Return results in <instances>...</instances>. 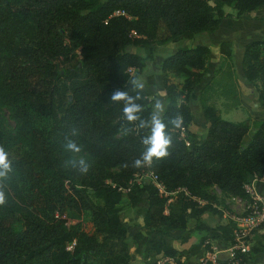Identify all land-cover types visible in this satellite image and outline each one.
I'll use <instances>...</instances> for the list:
<instances>
[{
    "label": "trees",
    "instance_id": "trees-1",
    "mask_svg": "<svg viewBox=\"0 0 264 264\" xmlns=\"http://www.w3.org/2000/svg\"><path fill=\"white\" fill-rule=\"evenodd\" d=\"M223 6L253 18L264 10V0H0V147L11 164L0 177V264H131V249L145 258L171 259L160 264H202L191 259L197 252L191 247L156 241L149 252L143 248L154 235L184 230L189 216L220 214L213 204L221 199L211 187L249 199L245 184L264 177V115L244 143L248 122L223 119L207 101L206 84L199 98L207 130L197 136L189 101L206 75L210 49L179 46L159 63L165 93L160 119L171 138L169 155L134 167L150 147L144 140L154 113L129 72L141 70L146 56L128 47L149 55L151 47L212 34L230 17ZM219 51L231 57L230 42L221 41ZM241 65L244 79L258 86L264 110V39L244 45ZM116 91L140 106L136 121L126 119L125 101L111 99ZM176 117L182 118L181 128L171 123ZM83 166H89L86 173ZM148 170L166 191L181 188L187 194L180 190L170 200L149 180L133 183L126 193L118 190ZM123 196L132 207L146 202L131 245L118 209ZM83 212L91 231L68 221ZM233 226L229 221L222 236L207 237L231 240ZM258 230L264 223L250 235ZM263 250L264 238L241 254V264Z\"/></svg>",
    "mask_w": 264,
    "mask_h": 264
},
{
    "label": "rangeland",
    "instance_id": "rangeland-1",
    "mask_svg": "<svg viewBox=\"0 0 264 264\" xmlns=\"http://www.w3.org/2000/svg\"><path fill=\"white\" fill-rule=\"evenodd\" d=\"M223 8L230 17L224 18L222 20L223 25L218 27L217 29H220H216L212 34L200 33L193 37L183 38L177 42H169L151 47L149 49V55L140 48L133 46L128 47V50L146 56L143 60L144 66L141 70L138 71L131 68L129 72L137 88L148 94L153 113L160 118L165 106V93L162 75L159 70V63L165 56L171 54L179 46H193L196 44L207 45L210 49V57L206 65V75L195 87L189 101L192 114L191 130L197 136L205 134L207 130V124L202 115L199 97L202 94L204 86L209 84L210 88L206 91L207 101L215 106L223 119L230 121L245 120L248 122L250 130L243 140V142L246 143L255 131V123L263 117L264 110L257 102L258 86L252 85L244 79L240 52L247 42L264 39V10H258L255 12V17L250 18L247 15L237 17L236 11L228 6H223ZM221 41L230 42L231 57L228 58L220 53L219 44ZM170 79L178 84L182 80L180 77L174 75H171ZM157 104L160 105V109H157ZM4 115L7 116L8 112L4 111ZM8 122L12 124V121ZM208 190L212 194L218 195L217 197L220 198L221 201L215 204H217V208L221 210L222 214H226L225 216L221 214H206V223L208 225H210V223L221 225V223L232 221V216L239 215L242 212L240 203L229 196H223L217 187H211ZM89 195L93 201H100L92 191H89ZM175 195L176 194L170 195V200H172ZM145 205L146 202L142 201L136 207H132L125 196L121 198L118 204L120 218L127 228V242L129 245L132 244V236L142 225V218L140 215ZM74 219L75 220L69 219V223L79 221L86 231H91L92 225L88 212H83ZM191 233L189 238L183 237L182 235L174 237L175 245L178 249L191 247L192 250H196L197 255L193 256L191 259L193 261H199L203 253L202 243L205 236H218L214 234L211 235L208 230H204L200 233L193 231ZM146 245L143 248V254L149 252L148 247H150L151 242ZM137 256L140 258H137ZM131 260V264H160L166 260L167 262H171V259H167L161 255L147 260L144 255H136L132 249Z\"/></svg>",
    "mask_w": 264,
    "mask_h": 264
},
{
    "label": "built area",
    "instance_id": "built-area-1",
    "mask_svg": "<svg viewBox=\"0 0 264 264\" xmlns=\"http://www.w3.org/2000/svg\"><path fill=\"white\" fill-rule=\"evenodd\" d=\"M144 180H149L157 188L159 194L164 196L176 194L180 190L187 194V191L181 188L172 192L166 191L165 185L152 170L135 173L127 186L119 187L118 190L126 193L129 191L130 185L133 183L141 184ZM255 180H259L264 184V177H252L244 186L249 194V199L231 196L233 200H236L242 206V212L239 215L232 216L234 226L231 240L207 237L203 241V255L199 259L202 264H241V254L248 251V237L251 231L264 223V201L254 191L253 183ZM73 244V242L69 244L68 248H71Z\"/></svg>",
    "mask_w": 264,
    "mask_h": 264
},
{
    "label": "clouds",
    "instance_id": "clouds-1",
    "mask_svg": "<svg viewBox=\"0 0 264 264\" xmlns=\"http://www.w3.org/2000/svg\"><path fill=\"white\" fill-rule=\"evenodd\" d=\"M111 99L113 101H125L124 114L129 122L136 121L139 117L137 113L141 111L140 106L136 105L132 98L127 96L126 93L121 91H116ZM157 109H160V105L157 104ZM171 123L176 128H181L182 118L176 117L171 121ZM143 126V125H142ZM150 135L144 140V143L150 145L145 153H143L141 159L135 160L134 167H143L145 165H151L153 163V158L157 160L165 158L169 155L167 149L171 144V138L167 135L165 123L155 114H153L150 124ZM68 147L78 152L80 149L75 143H69ZM83 163V162H82ZM89 166L81 167V172L86 173ZM11 170V164L8 160V154L0 147V177H4L7 171ZM5 204L4 192L0 191V205Z\"/></svg>",
    "mask_w": 264,
    "mask_h": 264
},
{
    "label": "crops",
    "instance_id": "crops-1",
    "mask_svg": "<svg viewBox=\"0 0 264 264\" xmlns=\"http://www.w3.org/2000/svg\"><path fill=\"white\" fill-rule=\"evenodd\" d=\"M222 25H223V23L221 22L219 27H221ZM219 29H217V30H219ZM242 52H243V50H241V52H240V57H242L241 56ZM253 187H254V191H255V193H257L258 197L261 198L262 201H264V184H263V182H261L259 180H255L254 183H253ZM216 196H218V195H216ZM201 203H203V202H201ZM213 206L217 208V204H213ZM208 213L209 212H205V213L201 214L199 217L189 216L188 217L189 221H188L187 226H186V228L184 230L172 232L169 236L154 235V236H152L150 238V240L147 243L151 242V244H152V243H154L156 241H160V242H163V243H165L167 245H171L173 247H176L175 238L174 237H176L178 235H182L183 237H188L189 238V236L192 234L191 232H193V231H195L196 233H200V232H202L204 230H208L211 235L214 234L216 236H222L223 233H222V228L221 227L223 225H225L226 223H228L229 221H227L226 223H221V225H218V224L215 225L213 223L212 224L210 223V225H208L206 223V218H207L206 214H208ZM220 214L223 215V216L226 215L225 213L224 214L220 213ZM214 215H219V213L218 214H214ZM231 219H232V217H231ZM263 234H264V230L254 231L250 235V240H249L248 245L252 246L254 243H257L258 241H262L263 238H264V237H262ZM183 248H186V247H183ZM148 250H150V247H148ZM136 255H138V254H136ZM196 255H197V252H196ZM202 255H203V253H202ZM137 258H140V257L137 256ZM151 258L152 257L146 258V259L148 260V259H151ZM255 263L264 264V250L262 252H258L256 254H254L253 258L249 261V264H255Z\"/></svg>",
    "mask_w": 264,
    "mask_h": 264
}]
</instances>
